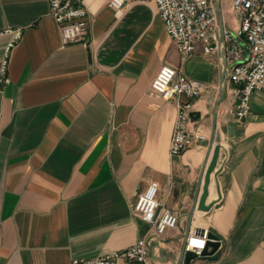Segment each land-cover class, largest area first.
<instances>
[{"label": "crops", "instance_id": "obj_1", "mask_svg": "<svg viewBox=\"0 0 264 264\" xmlns=\"http://www.w3.org/2000/svg\"><path fill=\"white\" fill-rule=\"evenodd\" d=\"M83 2L87 45L62 48L48 0H0V264L96 259L144 236L149 264H178L188 238L204 231L223 251L190 264H264V92L239 121L231 85L220 99L221 54L199 47L182 60L156 0H129L120 12L109 0ZM229 7L221 0L225 29L236 30ZM16 29L22 37L8 52L5 31ZM164 66L205 85L193 100L197 136L180 156L170 153L176 102L151 90ZM215 133L214 206L193 214ZM152 182L179 217L160 236L134 211Z\"/></svg>", "mask_w": 264, "mask_h": 264}, {"label": "built area", "instance_id": "obj_2", "mask_svg": "<svg viewBox=\"0 0 264 264\" xmlns=\"http://www.w3.org/2000/svg\"><path fill=\"white\" fill-rule=\"evenodd\" d=\"M50 14L61 30V45L84 42L87 45L88 10L83 0H48ZM129 0H109V6L120 12ZM158 14L167 33L175 41L182 60L191 57L199 47L211 56L224 51L227 88L231 85L237 101L235 117L247 119L251 113V98L255 92H264V0H229V11L240 17L236 30L225 29L221 44L220 23L214 0H156ZM13 39L8 52L22 37V29L7 30ZM4 32H0L3 34ZM4 63L2 77L7 71ZM9 82V79H3ZM229 84V85H228ZM229 88V89H230ZM151 90L164 101H175L177 117L170 144L173 156L182 155L197 136L191 130L193 100L205 91V85L187 77L170 66L162 67L152 82ZM160 185L152 182L138 195L134 211L145 221L154 235H164L178 227L177 213L161 206ZM208 231L192 234L185 252L201 256L209 241ZM222 243V241L219 239ZM150 244L147 236L129 248L106 254L96 259H74L70 264H149ZM45 264V263H41Z\"/></svg>", "mask_w": 264, "mask_h": 264}, {"label": "water", "instance_id": "obj_3", "mask_svg": "<svg viewBox=\"0 0 264 264\" xmlns=\"http://www.w3.org/2000/svg\"><path fill=\"white\" fill-rule=\"evenodd\" d=\"M214 2H215L216 9H217L218 17H219V23H220V40H221V44H223L225 41V37H224L225 25H224V19H223V12L221 8V0H214ZM220 54H221V60H222L221 97H220L221 99L224 96L225 94L224 90L227 87V81H226L227 65H226L224 51H220ZM215 141H216V145L213 151L211 149L207 157V160L205 162L203 171H202L201 182H203V192L200 198L197 199L193 207V214L196 210L208 212L214 206V204L212 203L207 205L206 201L209 196V187L211 183V177H212V174L216 172L215 170H216L218 160L220 157V153H221V149H222L220 138L218 134L216 133H215ZM218 174L219 172L217 171L215 173V176L217 177ZM205 232L206 231H204L203 233ZM208 238H209V241L207 243V247L202 252L201 256H198L196 253L185 252V250H183L178 264H190L192 261L198 258H205V259H212V260L218 259L223 251L222 243L219 241V237L215 235L213 232L208 233ZM210 248L211 250H209Z\"/></svg>", "mask_w": 264, "mask_h": 264}, {"label": "rangeland", "instance_id": "obj_4", "mask_svg": "<svg viewBox=\"0 0 264 264\" xmlns=\"http://www.w3.org/2000/svg\"><path fill=\"white\" fill-rule=\"evenodd\" d=\"M227 18V20H229L228 23L233 24L234 26L239 25L241 22L240 17L235 16L234 14H228Z\"/></svg>", "mask_w": 264, "mask_h": 264}]
</instances>
